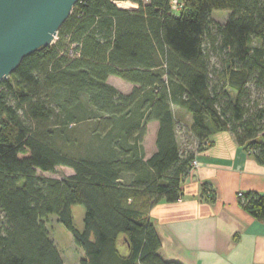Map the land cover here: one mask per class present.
I'll use <instances>...</instances> for the list:
<instances>
[{"label": "trees", "instance_id": "obj_1", "mask_svg": "<svg viewBox=\"0 0 264 264\" xmlns=\"http://www.w3.org/2000/svg\"><path fill=\"white\" fill-rule=\"evenodd\" d=\"M217 10L228 11L223 22ZM174 107L191 115L182 143ZM0 119V264H64L50 215L83 252L79 264H182L159 254L149 212L182 197L209 135L229 131L264 164V0H183L177 11L170 0H80L54 42L0 81ZM58 165L72 173L37 172ZM200 195L216 193L203 183ZM238 204L264 220V192H242Z\"/></svg>", "mask_w": 264, "mask_h": 264}, {"label": "crops", "instance_id": "obj_2", "mask_svg": "<svg viewBox=\"0 0 264 264\" xmlns=\"http://www.w3.org/2000/svg\"><path fill=\"white\" fill-rule=\"evenodd\" d=\"M150 123L156 124V133L157 122ZM144 149L149 156L155 144L147 152L144 143ZM195 159L198 166L182 180V197L175 202L161 200L150 209L161 241L159 254L182 264H264V220L238 204V193L264 192V164L227 130L210 134ZM203 183L215 190L214 201L200 195Z\"/></svg>", "mask_w": 264, "mask_h": 264}, {"label": "water", "instance_id": "obj_3", "mask_svg": "<svg viewBox=\"0 0 264 264\" xmlns=\"http://www.w3.org/2000/svg\"><path fill=\"white\" fill-rule=\"evenodd\" d=\"M79 1L0 0V81L9 77L24 57L54 42Z\"/></svg>", "mask_w": 264, "mask_h": 264}, {"label": "rangeland", "instance_id": "obj_4", "mask_svg": "<svg viewBox=\"0 0 264 264\" xmlns=\"http://www.w3.org/2000/svg\"><path fill=\"white\" fill-rule=\"evenodd\" d=\"M119 2H125V1H117L116 4L119 7H124L128 9H133L137 7V5L131 6L132 4L128 2H126L127 3L126 5L120 4ZM227 15H228V11L226 10H217L212 12V16L219 22H223L226 19ZM212 61H216L215 57H212ZM108 82L114 85L115 87H117L122 92H128L132 88V84L116 76H110L108 78ZM174 114L178 119L177 121L178 139L179 142L182 143L184 137H187L188 139L191 138V136H188L186 131L187 127L191 122V115L187 114L185 111L179 109L178 107H174ZM155 127H156L155 123H150L149 127L147 128V134L144 139L147 152L151 151L153 147V143L155 141V137H154ZM37 172L38 174L43 176L60 178L71 174L72 169L67 166L58 165L55 167L54 171L52 172H46L40 170H38ZM71 214H72L73 225L78 230H82L84 206L81 204L72 205ZM45 224L48 229L50 237L54 241L61 257L63 258L64 264H79L80 251L73 241L71 232L67 228H65V226L62 223L58 222L57 217L55 215L48 216L45 220Z\"/></svg>", "mask_w": 264, "mask_h": 264}, {"label": "built area", "instance_id": "obj_5", "mask_svg": "<svg viewBox=\"0 0 264 264\" xmlns=\"http://www.w3.org/2000/svg\"><path fill=\"white\" fill-rule=\"evenodd\" d=\"M183 0H170V8L172 11H177L182 6ZM198 166L196 159L192 161V169ZM240 194V193H238Z\"/></svg>", "mask_w": 264, "mask_h": 264}, {"label": "bare ground", "instance_id": "obj_6", "mask_svg": "<svg viewBox=\"0 0 264 264\" xmlns=\"http://www.w3.org/2000/svg\"><path fill=\"white\" fill-rule=\"evenodd\" d=\"M120 4H123V5H126L127 3L126 2H119ZM131 6H133V5H131Z\"/></svg>", "mask_w": 264, "mask_h": 264}]
</instances>
